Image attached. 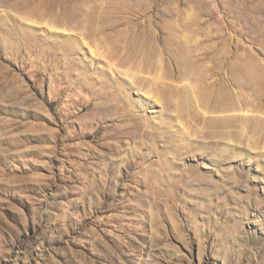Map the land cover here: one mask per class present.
I'll return each instance as SVG.
<instances>
[{
	"label": "rangeland",
	"instance_id": "1",
	"mask_svg": "<svg viewBox=\"0 0 264 264\" xmlns=\"http://www.w3.org/2000/svg\"><path fill=\"white\" fill-rule=\"evenodd\" d=\"M0 264H264V0H0Z\"/></svg>",
	"mask_w": 264,
	"mask_h": 264
},
{
	"label": "bare ground",
	"instance_id": "2",
	"mask_svg": "<svg viewBox=\"0 0 264 264\" xmlns=\"http://www.w3.org/2000/svg\"><path fill=\"white\" fill-rule=\"evenodd\" d=\"M191 87V86H190ZM190 90H189V88L188 87H186L185 88V91H184V94L182 95V97L179 99V101H178V105H181L182 104V102L184 101V99H187L190 95ZM174 98V97H173ZM192 103V102H191ZM185 104V103H184ZM182 106V105H181ZM198 112V111H197ZM196 112V113H197ZM134 118H136V116L135 117H131L130 119H131V121L134 119ZM131 127L129 126V129H130ZM183 131V130H182ZM184 132V131H183ZM175 133V132H174ZM144 135V134H143ZM115 137V136H114ZM184 137V136H183ZM182 137V138H183ZM121 137H118V136H116V139H120ZM167 152V151H166ZM173 156V155H172ZM126 159V158H125ZM165 160V159H164ZM127 161V160H126ZM163 162V161H162ZM157 163H159V162H157ZM156 163V164H157ZM129 164V163H128ZM160 164V163H159ZM165 166V165H164ZM163 168V167H162ZM161 169V168H160ZM159 172L160 171H156V172H154V173H157V174H159ZM182 174V173H181ZM173 175H175V174H173ZM154 177V176H153ZM205 190H206V188H205Z\"/></svg>",
	"mask_w": 264,
	"mask_h": 264
}]
</instances>
